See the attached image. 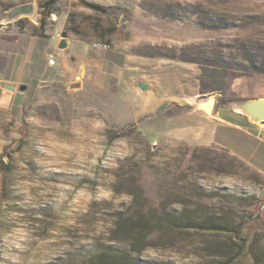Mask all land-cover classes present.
Instances as JSON below:
<instances>
[{
	"label": "rangeland",
	"instance_id": "374dc122",
	"mask_svg": "<svg viewBox=\"0 0 264 264\" xmlns=\"http://www.w3.org/2000/svg\"><path fill=\"white\" fill-rule=\"evenodd\" d=\"M25 50L56 62L0 107V264H264V153L181 133L264 88V0H0V76ZM148 74L192 103L143 109Z\"/></svg>",
	"mask_w": 264,
	"mask_h": 264
},
{
	"label": "crops",
	"instance_id": "0c3cea01",
	"mask_svg": "<svg viewBox=\"0 0 264 264\" xmlns=\"http://www.w3.org/2000/svg\"><path fill=\"white\" fill-rule=\"evenodd\" d=\"M32 41H28L26 47L33 50ZM54 50H49V52ZM115 51V50H114ZM117 55L112 57L111 60L106 59V67L111 69L115 65L121 66L124 63V58L122 55ZM23 58H15L9 66V73L7 76L4 72L3 76H0V82H8L15 85L14 90H8L0 86V107H6L15 103V100L19 98V92L23 93L31 86L32 83L41 82L44 79L48 78L52 73L53 65H48L46 63H40L35 60L34 57H30L29 52H26L22 55ZM144 69L151 68L154 65L149 63H144L142 65ZM146 83V88L141 91V96L144 98L143 109L154 105L156 103L158 106L161 104L171 105L176 104L182 107L184 104H191L194 96L192 95L190 89L186 86L181 87L173 77L165 76L161 81H156L153 74H148V78L144 79ZM25 85V89L20 90V85ZM18 87V89H17ZM196 89V86H193ZM264 88L261 91L248 89L243 93H240L239 96L256 99L264 98ZM22 96L20 97V99ZM16 101V102H17ZM185 112V121L188 124L186 130L181 133L187 134V132H194L201 130L203 127L197 126L196 124H191L192 120L197 121L198 117H203L208 124L211 126L209 142H218V143H233L237 146L239 151H242V146L246 144L249 146V150L257 151L264 153V125L256 123L253 120L249 119L246 115L234 111L233 104L232 106H221L217 109H214V113L210 115L205 113L202 110L197 109L195 105L192 107L188 106L184 108ZM183 127V126H182ZM198 132V135L200 134ZM251 146V147H250ZM246 149V148H244ZM244 151V150H243Z\"/></svg>",
	"mask_w": 264,
	"mask_h": 264
},
{
	"label": "water",
	"instance_id": "95a60500",
	"mask_svg": "<svg viewBox=\"0 0 264 264\" xmlns=\"http://www.w3.org/2000/svg\"><path fill=\"white\" fill-rule=\"evenodd\" d=\"M30 7H24V11H29ZM66 46L65 39H61L59 41L58 47L63 48ZM0 86L8 89V90H14L15 85L8 82H0ZM139 86L144 89L146 87L145 83H140ZM20 90L25 89V85L19 86ZM242 105H244L245 108H247L254 117H257L260 120V123L264 124V98H256V99H248V100H240L236 101ZM235 103V102H233ZM215 104V97L214 95H210L207 98H205L203 101L198 102L197 106L199 108L205 109V110H213Z\"/></svg>",
	"mask_w": 264,
	"mask_h": 264
},
{
	"label": "trees",
	"instance_id": "16d2710c",
	"mask_svg": "<svg viewBox=\"0 0 264 264\" xmlns=\"http://www.w3.org/2000/svg\"><path fill=\"white\" fill-rule=\"evenodd\" d=\"M48 3H49L48 1L44 2V4H48ZM84 3L88 7L92 8L94 10L105 11V8L101 4H98V3H95V2H89V1H84ZM115 55H117V53L114 50H112V49H108L105 52V56L109 60H111L112 57H114ZM230 262H231V259H226V260L221 261L219 264H229ZM128 264H137V263L131 262V263H128Z\"/></svg>",
	"mask_w": 264,
	"mask_h": 264
},
{
	"label": "bare ground",
	"instance_id": "6f19581e",
	"mask_svg": "<svg viewBox=\"0 0 264 264\" xmlns=\"http://www.w3.org/2000/svg\"><path fill=\"white\" fill-rule=\"evenodd\" d=\"M233 109L239 113L246 115L249 119L260 123V120L257 117H254V115L247 108H245L244 105L235 102L233 103Z\"/></svg>",
	"mask_w": 264,
	"mask_h": 264
},
{
	"label": "built area",
	"instance_id": "2783aa9c",
	"mask_svg": "<svg viewBox=\"0 0 264 264\" xmlns=\"http://www.w3.org/2000/svg\"><path fill=\"white\" fill-rule=\"evenodd\" d=\"M95 46L101 47L103 49H107L108 45L105 43H101V42H94ZM56 62V57L53 53H49L48 54V58H47V63L48 65H54Z\"/></svg>",
	"mask_w": 264,
	"mask_h": 264
}]
</instances>
